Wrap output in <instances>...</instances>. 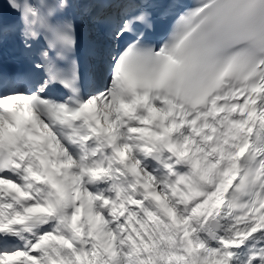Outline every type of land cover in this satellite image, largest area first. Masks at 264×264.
Wrapping results in <instances>:
<instances>
[{
  "label": "snow or ice",
  "instance_id": "snow-or-ice-1",
  "mask_svg": "<svg viewBox=\"0 0 264 264\" xmlns=\"http://www.w3.org/2000/svg\"><path fill=\"white\" fill-rule=\"evenodd\" d=\"M0 264H264V0H3Z\"/></svg>",
  "mask_w": 264,
  "mask_h": 264
}]
</instances>
